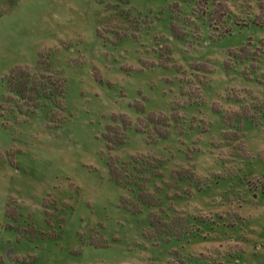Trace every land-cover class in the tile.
Returning a JSON list of instances; mask_svg holds the SVG:
<instances>
[{
    "label": "rangeland",
    "instance_id": "obj_1",
    "mask_svg": "<svg viewBox=\"0 0 264 264\" xmlns=\"http://www.w3.org/2000/svg\"><path fill=\"white\" fill-rule=\"evenodd\" d=\"M0 264H264V0H0Z\"/></svg>",
    "mask_w": 264,
    "mask_h": 264
},
{
    "label": "trees",
    "instance_id": "obj_2",
    "mask_svg": "<svg viewBox=\"0 0 264 264\" xmlns=\"http://www.w3.org/2000/svg\"><path fill=\"white\" fill-rule=\"evenodd\" d=\"M27 85L30 83V85H34L36 83V81L30 80L29 78L26 80L25 82ZM34 90H41V89H34Z\"/></svg>",
    "mask_w": 264,
    "mask_h": 264
}]
</instances>
